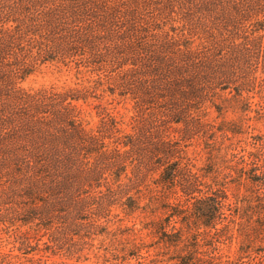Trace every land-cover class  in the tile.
<instances>
[{
	"label": "trees",
	"instance_id": "16d2710c",
	"mask_svg": "<svg viewBox=\"0 0 264 264\" xmlns=\"http://www.w3.org/2000/svg\"><path fill=\"white\" fill-rule=\"evenodd\" d=\"M55 60L92 67L102 78L80 90L19 87ZM260 72L264 0H0V222L43 230L48 248H61L74 232L79 239L108 234L112 207L138 210L141 188L157 173L154 184L174 202L163 199L154 244L172 249L169 261L177 264H223L214 263L215 243L239 209L229 203L227 183L203 181L183 143L213 128L197 112L215 97L247 113L252 102L244 94L255 91L260 114ZM104 85L132 101L129 130L109 114L87 123L77 104ZM179 124L177 139L171 126ZM240 162L250 165L240 172L264 186V161ZM30 248L22 233L19 250ZM14 258L0 254V264Z\"/></svg>",
	"mask_w": 264,
	"mask_h": 264
},
{
	"label": "rangeland",
	"instance_id": "374dc122",
	"mask_svg": "<svg viewBox=\"0 0 264 264\" xmlns=\"http://www.w3.org/2000/svg\"><path fill=\"white\" fill-rule=\"evenodd\" d=\"M98 76L102 78V74L92 67L76 65L74 61L55 60L39 65L19 87L32 92L51 88L56 91L80 90L94 86ZM258 76L264 78L261 72ZM254 92L244 94L252 102V110L247 113H241L234 101L222 102V99L215 97L206 102L197 115L213 128L192 132L191 138L183 143L186 146L185 154L195 171L205 176L203 181L207 184L213 181L227 183L225 187L229 203L237 205L239 209V214L230 218L233 223H223L228 225V230L215 243L218 250L214 253V263L264 264L260 263L264 259H261L264 252H256L257 249H264V231L259 226L262 224L264 227V186L253 184L247 179L248 173L244 175L240 172L241 168L247 170L250 167L241 164L242 157L246 164L255 157L264 161V110L260 114L254 112L257 110L254 104L259 102L258 94ZM223 98L230 96L223 94ZM212 103L221 106L222 110L218 113ZM77 105L90 126L98 125L104 114H109L123 123L122 128L129 130L135 115L132 101L128 97L110 94L105 85L98 88L96 98H89L85 103L80 101ZM171 127L172 136L179 139L184 125ZM173 129L176 132L173 133ZM226 129H234L237 133L224 132ZM258 169L262 170L261 167ZM156 178L157 173H154L141 188L138 210L131 213L119 204L112 207L114 218L111 217V222L107 224L108 234L79 239L74 232L63 240L61 248H48L44 245L48 238L43 230L36 232L33 225L19 220L4 221L0 222V254L16 256L12 260L15 264H177L169 261L173 255L172 249L167 251L161 245L154 244L157 237L152 234V223L164 217L161 208L163 199L170 197L169 201L174 202L173 195L154 184ZM258 211L261 212L259 217L255 214ZM216 228L221 229L222 225ZM213 232L211 230L210 234ZM22 233L28 234L33 248L19 250Z\"/></svg>",
	"mask_w": 264,
	"mask_h": 264
}]
</instances>
